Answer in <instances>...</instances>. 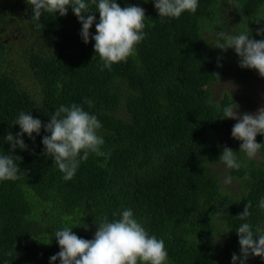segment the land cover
Wrapping results in <instances>:
<instances>
[{
  "label": "trees",
  "instance_id": "1",
  "mask_svg": "<svg viewBox=\"0 0 264 264\" xmlns=\"http://www.w3.org/2000/svg\"><path fill=\"white\" fill-rule=\"evenodd\" d=\"M85 2L90 13L97 12L96 4ZM226 2L198 0L196 12L169 18L159 17L153 0H117L122 8L145 10L146 35L135 54L101 71L95 41L83 42L70 7L66 16L44 13L31 20L36 27L27 41L23 31L32 7L27 0H0V155L11 150L7 134L21 131L14 125L21 111L47 124L60 106L73 103L98 118L101 151L110 153H90L65 181L52 157L43 154L44 128L33 133L34 140L24 134L27 149L11 153L21 158L15 161L20 178L0 181V264H51L60 251L56 230L72 227L91 240L95 220L118 219L122 208H131L149 235L164 240L165 264H232V254H241L236 229L242 223L251 225L254 236L264 234V209L258 207L264 162L240 152L242 141L232 137L238 121L222 118L223 108L238 102L226 90L218 100L213 88L226 71L225 63L217 66L222 56L237 64L238 84L244 85L249 69L239 66L234 49L214 44L223 42L220 31L264 40L257 35L264 28V0H234L233 22L225 17ZM17 24L23 42L14 40ZM90 32L96 34L95 23ZM222 134L232 138L230 149L241 163L239 170L228 168L241 181L237 193L223 187L215 170ZM256 142L264 144V135ZM258 154L264 155V147ZM248 202L251 215L241 221L237 216ZM246 264H264V258L250 255Z\"/></svg>",
  "mask_w": 264,
  "mask_h": 264
},
{
  "label": "clouds",
  "instance_id": "2",
  "mask_svg": "<svg viewBox=\"0 0 264 264\" xmlns=\"http://www.w3.org/2000/svg\"><path fill=\"white\" fill-rule=\"evenodd\" d=\"M159 17L179 18L185 11L196 12L198 0H153ZM32 7L31 20H40L44 13H59L60 16L68 14L70 7L82 25L80 32L85 44L95 41V56L98 55L103 71L111 70L115 63L125 61L135 54L136 45L145 38V10L142 7L129 5L121 7L117 0H91L96 4L99 13V22L96 23L95 13L88 11L89 4L85 0H27ZM85 14H88L87 16ZM259 22V21H257ZM95 23L96 34L90 30ZM257 35L264 36V28L257 31ZM222 43L216 47L227 51L234 49L239 57L241 68L257 70L264 78V40L250 38L246 32L236 35L223 31L217 33ZM218 67L222 65L218 63ZM217 75V74H213ZM218 76V75H217ZM90 107L92 102L86 100ZM224 119H236L238 122L232 128V137L242 141L240 152L246 153L248 158H254L264 144L257 143V135H264V106L256 113H243L235 111L234 105L229 104L223 108ZM14 125H19L21 131L15 136L9 132L6 141L11 145L8 154L0 155V181L17 180L20 172L15 163L21 158L11 153L19 147L27 149L23 140L24 134L35 139L33 133L40 134L42 127L48 133L42 139L44 145L43 154L51 156L54 164L64 174L63 179L70 181L76 174L81 160L87 161L90 153L97 156L109 157L110 153L101 151L105 143L97 134L102 127L98 118L85 111L81 105L75 103L70 106H60L55 114L50 117L47 124H42L40 119L34 118L31 113L21 111ZM81 152L83 155L81 156ZM235 153L227 146L219 161L230 169L241 168ZM231 183V177L224 181ZM251 202L246 203L243 212L237 216L245 221L250 215ZM259 208L264 209V198L259 201ZM117 213H113L116 216ZM119 218L109 221L104 217L97 225L94 238L91 240L80 238L73 232L72 227L65 226L56 230L54 237L57 240L60 251L50 257L51 264L57 260L60 264H165L168 253L165 250L163 239H157L155 235H149L142 223L134 218L131 208H122ZM261 226V231L263 230ZM239 236L240 256L232 254V264H246L249 256L264 258V234L254 236L251 225L242 223L237 229Z\"/></svg>",
  "mask_w": 264,
  "mask_h": 264
},
{
  "label": "rangeland",
  "instance_id": "3",
  "mask_svg": "<svg viewBox=\"0 0 264 264\" xmlns=\"http://www.w3.org/2000/svg\"><path fill=\"white\" fill-rule=\"evenodd\" d=\"M225 1H227L223 4V10L226 15L225 17H227L230 21L233 22L237 17L234 0ZM219 24H221V22H219ZM210 32L211 31L209 30L206 31V35H208L209 39H211V34L213 35V33ZM14 40L18 42H23L18 33H15ZM218 41L220 42L221 40L218 39ZM217 45L218 42L214 44V46ZM221 61V65L225 63L226 66H223L226 68V71L221 75V82L219 84H214L213 88L217 95L216 98L218 100L220 99V96L218 97L220 91H230L231 93H233L234 98L238 102V104L234 107L235 111H239V114L241 115L243 113H256L260 107L264 106V78L259 75L257 70L249 69L246 71L247 76L245 78L246 81H244V85H239V78L236 75L237 64L229 59L223 61V56L221 57ZM18 75L25 82L24 74L18 73ZM231 140L232 138L228 134H222L219 137L222 149L224 146L230 148L229 143L231 142ZM254 159H258L260 162H264V155L257 153ZM215 170L219 173L222 185L225 189L229 190L232 193H237L240 190V180H237L236 178H231V183L226 184L224 182L225 179L229 177L228 167L226 164H224L223 162L215 164Z\"/></svg>",
  "mask_w": 264,
  "mask_h": 264
},
{
  "label": "flooded vegetation",
  "instance_id": "4",
  "mask_svg": "<svg viewBox=\"0 0 264 264\" xmlns=\"http://www.w3.org/2000/svg\"><path fill=\"white\" fill-rule=\"evenodd\" d=\"M30 13V12H29ZM25 20L27 21V19L25 18ZM19 26L20 25H18L17 24V26L15 27V32L14 33H17L18 32V29H19ZM34 27H36L34 24H33V22L31 21V19H29L28 21H27V28H26V30L25 31H23L24 32V36H25V39L27 40V41H29V33H30V30H31V28H34ZM21 29V28H20ZM26 33H27V37H26ZM37 43H43V41H35V44H37Z\"/></svg>",
  "mask_w": 264,
  "mask_h": 264
}]
</instances>
